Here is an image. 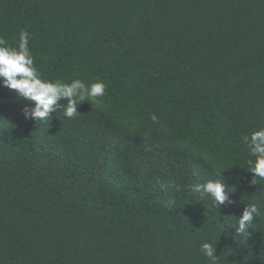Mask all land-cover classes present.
<instances>
[{"label":"trees","instance_id":"trees-1","mask_svg":"<svg viewBox=\"0 0 264 264\" xmlns=\"http://www.w3.org/2000/svg\"><path fill=\"white\" fill-rule=\"evenodd\" d=\"M25 29L44 79L106 89L35 122L0 86V264H264V0H0ZM215 179L232 203L191 190Z\"/></svg>","mask_w":264,"mask_h":264},{"label":"clouds","instance_id":"clouds-1","mask_svg":"<svg viewBox=\"0 0 264 264\" xmlns=\"http://www.w3.org/2000/svg\"><path fill=\"white\" fill-rule=\"evenodd\" d=\"M29 32L25 29L19 33L17 45L12 47L8 41L0 36V86L14 90L19 97L29 103L22 109L25 120L49 121L51 114L56 112L65 100L64 115L72 119L79 114V105L83 102H96L97 98L105 95L106 84L102 80L86 83L81 79H73L70 83L61 81L52 82L42 77L34 64V57L29 48ZM154 123H159L158 118L151 117ZM250 154L256 157L249 161L252 176L264 180V128L241 137ZM229 167L220 166L216 176ZM192 191L201 195L210 196L215 207L225 203H232L224 183L220 179L209 180L203 184H195ZM259 215L255 204L243 210L238 219L237 232L243 233ZM201 251L210 260L211 264H218V257L214 254V245L210 242L201 244Z\"/></svg>","mask_w":264,"mask_h":264}]
</instances>
